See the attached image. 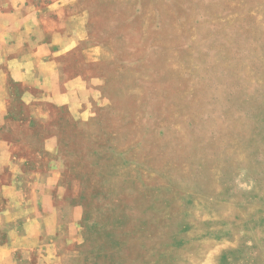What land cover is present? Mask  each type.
I'll return each instance as SVG.
<instances>
[{
	"label": "rangeland",
	"instance_id": "1",
	"mask_svg": "<svg viewBox=\"0 0 264 264\" xmlns=\"http://www.w3.org/2000/svg\"><path fill=\"white\" fill-rule=\"evenodd\" d=\"M80 2L118 55L82 67L91 126L62 127L54 154L39 137L58 124L29 108L6 131L64 171L44 175L57 263L264 264V0Z\"/></svg>",
	"mask_w": 264,
	"mask_h": 264
},
{
	"label": "crops",
	"instance_id": "2",
	"mask_svg": "<svg viewBox=\"0 0 264 264\" xmlns=\"http://www.w3.org/2000/svg\"><path fill=\"white\" fill-rule=\"evenodd\" d=\"M88 16L80 0H8L0 6V264H58L59 251L45 242L56 233L58 208L43 195L58 188L59 177L49 182L44 175L64 171L58 163L49 171L29 136L6 131L11 110L22 106L33 111L30 123L58 124V134L39 137L44 152L54 154L50 143L65 140L62 127L89 129L99 96L82 67L118 55L110 41H93ZM52 108L63 110L65 119L55 120Z\"/></svg>",
	"mask_w": 264,
	"mask_h": 264
}]
</instances>
